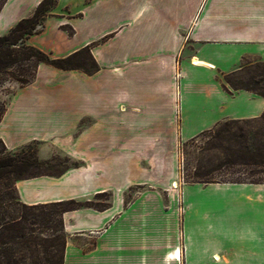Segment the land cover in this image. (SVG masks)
I'll use <instances>...</instances> for the list:
<instances>
[{
    "label": "crops",
    "instance_id": "crops-1",
    "mask_svg": "<svg viewBox=\"0 0 264 264\" xmlns=\"http://www.w3.org/2000/svg\"><path fill=\"white\" fill-rule=\"evenodd\" d=\"M42 1L0 0V36ZM53 13L28 43L54 58L91 46L100 70L40 65L0 140L9 150L40 142V159L56 151L79 163L18 182L23 204L109 195L102 209L63 215L64 264H264V185L177 182L182 144L264 115V97L223 81L264 63V0H58ZM234 226L244 239L236 249Z\"/></svg>",
    "mask_w": 264,
    "mask_h": 264
},
{
    "label": "trees",
    "instance_id": "trees-1",
    "mask_svg": "<svg viewBox=\"0 0 264 264\" xmlns=\"http://www.w3.org/2000/svg\"><path fill=\"white\" fill-rule=\"evenodd\" d=\"M58 0H43L33 15L21 20L11 31L0 36V95L8 86L23 88L33 83L40 65L46 64L62 71H82L93 75L100 70L88 46L65 58H53L41 49L28 44V40L41 32L45 19ZM63 26V29H66ZM72 35V30L70 31ZM83 57L90 63L85 67ZM260 70L254 84L264 78V63H256ZM258 80V81H256ZM260 80V82H259ZM264 97L250 88H241ZM7 112V105L0 97V123ZM264 121V115L261 117ZM35 143L20 151L9 150L0 140V264H64L67 235L63 215L66 212L93 207L91 202L66 201L49 205L28 206L21 202L17 183L32 178L61 177L78 168L73 162L65 166L39 157ZM65 158V162H70ZM52 231L47 234L44 230Z\"/></svg>",
    "mask_w": 264,
    "mask_h": 264
},
{
    "label": "rangeland",
    "instance_id": "rangeland-1",
    "mask_svg": "<svg viewBox=\"0 0 264 264\" xmlns=\"http://www.w3.org/2000/svg\"><path fill=\"white\" fill-rule=\"evenodd\" d=\"M48 17L56 16L52 11ZM66 27V29H63V27L62 29L69 35L71 33L70 31L72 30L73 32L70 36H73L75 33L74 29L71 26ZM86 28H84L81 34H85ZM43 31L44 27L41 29L40 33ZM46 33H43V35ZM49 40L50 39L48 37H44L42 39L44 42H49ZM49 55L53 57L51 54ZM83 61L85 64L84 66L90 69L91 65L89 61L85 57H83ZM258 72H260V70L255 66V64H244L242 70L226 76L223 81L228 89L238 90L241 88H250L254 92L262 94L264 93V78H262L263 82L258 86L254 84V78ZM64 80L69 81V77H65ZM21 89L22 88L18 85L8 86L0 95L2 101H4L7 105V111L14 96ZM32 98V95L23 93L21 95L22 105H27ZM20 123H22V121H20ZM21 125L23 128L24 124L22 123ZM1 134H8V130H1ZM32 143H35L34 146L38 147L40 152V149H42V144L35 141L27 143V145ZM25 146L11 151H20ZM43 153L44 155H48L50 153V149L48 147L44 148ZM65 158L68 157L54 151L52 152V158L44 161H52L57 164L62 163L61 165L65 166H71L73 162H75L70 159L71 161L66 163ZM179 159L180 168L177 182L183 185L239 184L251 185L254 187L263 186L264 121H262L260 118L258 120L222 122L214 128L202 133L197 138L182 144L180 146ZM174 186L176 187V184ZM255 194L256 193L252 191L250 193V197L255 199ZM109 199V195H102L94 198L91 201V205L93 206L92 208H104L109 202ZM232 231L234 242L233 247L236 249L235 247H237V245L244 239L243 236L240 235L241 231L236 229L235 226L233 227ZM261 231L262 229L260 227L257 228V226L254 225V235ZM44 232L47 234H52V231L47 229H45Z\"/></svg>",
    "mask_w": 264,
    "mask_h": 264
},
{
    "label": "bare ground",
    "instance_id": "bare-ground-1",
    "mask_svg": "<svg viewBox=\"0 0 264 264\" xmlns=\"http://www.w3.org/2000/svg\"><path fill=\"white\" fill-rule=\"evenodd\" d=\"M177 254V253H176ZM182 254V253H181ZM179 255H180V251H179ZM175 256V255H174Z\"/></svg>",
    "mask_w": 264,
    "mask_h": 264
}]
</instances>
